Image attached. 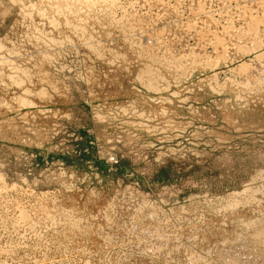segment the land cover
Masks as SVG:
<instances>
[{
	"label": "rangeland",
	"instance_id": "374dc122",
	"mask_svg": "<svg viewBox=\"0 0 264 264\" xmlns=\"http://www.w3.org/2000/svg\"><path fill=\"white\" fill-rule=\"evenodd\" d=\"M246 11L264 0H0V264H264Z\"/></svg>",
	"mask_w": 264,
	"mask_h": 264
},
{
	"label": "bare ground",
	"instance_id": "6f19581e",
	"mask_svg": "<svg viewBox=\"0 0 264 264\" xmlns=\"http://www.w3.org/2000/svg\"><path fill=\"white\" fill-rule=\"evenodd\" d=\"M188 1V0H187ZM196 1V0H195ZM203 1V0H202ZM238 1V0H237ZM242 1V0H241ZM87 2V1H86ZM118 2V1H117ZM150 2H152V1H150ZM191 3H189V5H190ZM194 4H195V2H194ZM192 5L193 7L195 6V5ZM197 4V3H196ZM257 4H259V3H257ZM130 6H132V5H130ZM191 6V7H192ZM249 6V5H248ZM247 6V7H248ZM195 8V7H194ZM198 8V7H197ZM249 8H251V6L249 7ZM248 9V8H247ZM252 9V8H251ZM250 9V10H251ZM195 10H196V8H195ZM255 9L253 8V11H254ZM167 11V10H166ZM253 11L250 13V11L249 12H247L246 11V13H250V15L248 16V18H249V21H248V24H247V27H249L251 30H255L256 28H257V26H258V24H261L262 23V21H263V19H264V17H263V13H261L260 11H258L256 14H255V12L253 13ZM247 16V15H246ZM142 19H143V17H142ZM137 20V19H136ZM136 20H133V25H134V27H136L137 25H138V23H137V21ZM145 20L147 21V18H145ZM145 20H144V22H145ZM175 20V19H174ZM142 22H143V20H142ZM147 23V22H146ZM145 23V24H146ZM158 23V22H157ZM142 24H144V23H142ZM144 24V25H145ZM129 25V24H128ZM132 25V24H131ZM143 25V26H144ZM151 25V24H150ZM207 25V24H206ZM140 27H141V24L139 25ZM145 27H147V25H145ZM130 28V27H129ZM249 28H247V29H249ZM132 30H133V27L131 28ZM128 31V30H127ZM232 31V30H231ZM212 32V31H211ZM256 32V31H255ZM161 33V32H160ZM154 34V33H153ZM222 36V35H221ZM204 39V38H203ZM202 39V40H203ZM160 40V39H159ZM202 40H200V44L202 43ZM216 41V40H215ZM217 44L218 43H216V46H217ZM256 44V43H255ZM215 45V44H214ZM199 46V45H198ZM201 46V45H200ZM219 46V45H218ZM184 47V46H183ZM222 47V46H221ZM224 48V47H223ZM258 48V47H257ZM217 51H218V49L217 48H215ZM222 49V48H221ZM180 50V49H179ZM182 50V49H181ZM250 50V49H249ZM172 51V50H171ZM178 51V50H177ZM177 51L175 52V53H177ZM183 51V50H182ZM182 51H181V53H182ZM205 51V50H204ZM221 52V51H220ZM223 52V51H222ZM222 52H221V54H222ZM166 54H168L167 52H165ZM170 53V52H169ZM180 53V55H182ZM165 54V55H166ZM185 54V53H184ZM197 54V53H196ZM203 54V53H202ZM202 54H200V56L202 55ZM205 54H206V52H205ZM225 54V53H224ZM206 55H208V54H206ZM194 56V55H193ZM176 57H177V55H176ZM175 57V58H176ZM179 57V56H178ZM185 57V56H184ZM202 57V56H201ZM207 57H209V56H207ZM220 57V56H219ZM183 60H185L184 58H182ZM197 59V58H196ZM199 59V58H198ZM202 60H203V58H202ZM219 60V59H218ZM174 61V60H173ZM172 61V62H173ZM168 62V61H167ZM171 62V63H172ZM218 62V61H217ZM169 64V63H168ZM183 64V63H182ZM171 66V65H170ZM183 66V65H182ZM179 67V66H178ZM175 68V67H174ZM239 68V67H238ZM240 70V69H239ZM242 70L245 72L246 70H247V68H242ZM252 72V71H251ZM238 75V74H237ZM247 75V74H246ZM249 76H251V75H249ZM256 189V188H255ZM254 189V190H255ZM248 190V189H247ZM253 191V190H252ZM246 192V191H245ZM256 192H257V190H256ZM255 191H254V193H256ZM260 192V191H259ZM234 193V192H233ZM258 193V192H257ZM261 193V192H260ZM239 194V193H238ZM258 195H260L259 193H258ZM263 195V194H262ZM235 196H236V194H235ZM232 197L233 198H235L234 200L236 201V198L238 197V196H236V197H234V195H232ZM231 198V197H230ZM232 198V199H233ZM239 198V197H238ZM136 202V201H135ZM228 202V201H227ZM232 202V201H231ZM239 202V201H238ZM142 203V202H141ZM236 203H237V201H236ZM234 204V203H233ZM142 205H143V203H142ZM140 206V205H139ZM136 207H138V205L136 206ZM234 207V206H233ZM232 207V208H233ZM235 209V208H234ZM234 209H233V211H234ZM263 209V208H262ZM257 212H259V211H257ZM257 212H255V214L257 213ZM260 214V213H259ZM259 217V216H258ZM261 217H262V215H261ZM263 218V217H262ZM258 220V219H257ZM262 219H260L259 221H261ZM264 222V221H263ZM260 223V222H259ZM256 224V223H255ZM253 222H252V226L253 225H255ZM251 225V224H250ZM263 225V224H262ZM253 227H255V226H253ZM257 228V227H256ZM256 229H254V231H255ZM259 230V229H258ZM258 230H256L255 231V233H259V232H257ZM262 233H264V227L260 230ZM171 233V232H170ZM240 235V234H239ZM242 235V234H241ZM241 237V236H240ZM263 244V243H262ZM235 245V244H234ZM212 249V248H211Z\"/></svg>",
	"mask_w": 264,
	"mask_h": 264
}]
</instances>
